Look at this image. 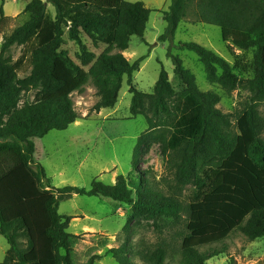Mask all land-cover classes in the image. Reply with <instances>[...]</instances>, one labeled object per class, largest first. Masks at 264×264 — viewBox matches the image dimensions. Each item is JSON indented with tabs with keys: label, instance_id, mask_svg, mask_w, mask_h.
Segmentation results:
<instances>
[{
	"label": "trees",
	"instance_id": "16d2710c",
	"mask_svg": "<svg viewBox=\"0 0 264 264\" xmlns=\"http://www.w3.org/2000/svg\"><path fill=\"white\" fill-rule=\"evenodd\" d=\"M48 3L56 8L53 16ZM152 10L126 0H33L29 19L4 37L0 51V235L9 244L0 264H77L81 236L68 232L73 217L59 213L74 196L111 199L132 208L123 232L147 217L156 243L126 241L109 251L118 264H208L227 253L235 231L249 242L264 238V0H173L162 12L167 23L162 42L174 41L181 23L208 24L222 31L229 52L252 51L251 63L235 64L197 43L178 47L195 53L208 82L227 94L251 93L245 110L224 113L221 97L200 90L195 75L173 55L177 90L162 69L154 92L134 85L146 57L132 63L124 53L133 37L144 39ZM1 8L0 24L9 21ZM86 41L102 51L99 56ZM73 45V46H70ZM15 47L28 48L14 61ZM29 64L30 74L21 73ZM252 72L253 78L237 74ZM125 77L132 95L130 119L144 116L148 129L137 140L132 171L112 186L95 180L90 189L52 186L36 160V139L64 131L81 118L73 95L89 82L97 90V113L114 109ZM33 93L34 99H25ZM159 145L167 177L140 172L147 149ZM194 189L187 194V188ZM173 232L168 238L166 233ZM108 245L99 240V250ZM93 255L86 264H96ZM229 264H237L231 259ZM260 264V263H258Z\"/></svg>",
	"mask_w": 264,
	"mask_h": 264
},
{
	"label": "rangeland",
	"instance_id": "374dc122",
	"mask_svg": "<svg viewBox=\"0 0 264 264\" xmlns=\"http://www.w3.org/2000/svg\"><path fill=\"white\" fill-rule=\"evenodd\" d=\"M32 1L0 0V18L2 7L5 15L11 18L0 24V51L4 37L29 19L23 12ZM172 1L126 0L129 3H144L152 10L144 39L133 37L130 49L125 52V57L132 63L146 57L141 70L134 75V85L144 93H153L161 71L165 69L170 81L177 90H180L181 85L177 81L173 58L170 56L173 55L179 57L184 66L195 75L201 91H214L220 95L219 108L224 113L235 116L243 112L250 102L251 93L239 89L227 94L220 87L211 85L199 57L193 52L181 50L178 46L181 43H197L230 64H235L236 57L245 63H251L253 52L235 49V55H232L222 40L221 29L202 23L194 25L183 22L178 28L174 41L162 42L160 37L167 28L162 12L169 10ZM51 12L53 15L56 14L54 10ZM86 44L97 55L102 54V51L95 49L89 41H86ZM28 51V48L15 47L10 55L14 61H18L26 56L25 53L27 54ZM25 69L21 73L22 78L30 74L28 63ZM237 74L244 78H253L252 72L243 73L239 70ZM129 89L128 78L125 77L116 107L103 109L97 113L94 107L99 97L96 88L89 82L81 91L73 95L75 109L81 118L77 124L71 125L64 131H52L43 139L35 140L36 160L45 168L54 188L74 186L90 189L95 180L112 186L116 182L115 173L117 176L125 177L131 173L137 140L147 131L148 123L144 116L130 119L132 95ZM25 99L33 100L34 94L27 95ZM259 112L264 118V104L259 107ZM78 134L83 136L81 141L75 138ZM113 163L117 165L116 170L112 168ZM139 169L140 172L151 170L154 177H149L157 181L167 177L159 145H154L144 152ZM193 189L194 186L190 185L187 194L189 195ZM131 210L129 206L119 205L105 198L74 196L70 200L61 202L60 215L74 218L68 232L81 236L75 248L77 264H86L93 255L102 256L96 264H118L109 254L111 249L119 248L126 241L132 245L141 242L156 243L158 234L153 228V221L147 217L134 221L130 234L126 236L123 230L132 214ZM166 236L171 238L173 232L166 233ZM105 238L108 240L105 248L92 250L93 247L96 248L99 240ZM224 245L227 247V253L212 259L208 264H229L231 259L237 264H264V238L249 242L240 231H235ZM9 248L6 239L0 235V263L5 261ZM134 262L144 264L139 258L134 259Z\"/></svg>",
	"mask_w": 264,
	"mask_h": 264
},
{
	"label": "crops",
	"instance_id": "0c3cea01",
	"mask_svg": "<svg viewBox=\"0 0 264 264\" xmlns=\"http://www.w3.org/2000/svg\"><path fill=\"white\" fill-rule=\"evenodd\" d=\"M42 1L47 2L48 0H42ZM48 10H49L50 12H51V10H54V11L56 12V8H55V6H54L52 3H48ZM51 14H52V12H51ZM52 15H53V14H52ZM55 15H56V14H55ZM55 15H53V16H55ZM124 55H125V53H124ZM75 124H77V122H76ZM75 138H76L77 140L81 141L82 138H83V136H82V135L79 136V134H78V135L75 136ZM112 168L116 170L117 165H116L115 163H113V164H112ZM116 176H117V175H116V173H115V178H117ZM86 230H88V229H86Z\"/></svg>",
	"mask_w": 264,
	"mask_h": 264
}]
</instances>
